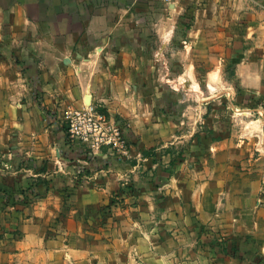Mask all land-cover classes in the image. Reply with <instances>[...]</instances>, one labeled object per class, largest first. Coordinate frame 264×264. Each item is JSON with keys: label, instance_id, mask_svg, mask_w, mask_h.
<instances>
[{"label": "crops", "instance_id": "0c3cea01", "mask_svg": "<svg viewBox=\"0 0 264 264\" xmlns=\"http://www.w3.org/2000/svg\"><path fill=\"white\" fill-rule=\"evenodd\" d=\"M167 12L190 18L169 24ZM0 26L1 191L17 225L0 233V264H264V109L237 110L224 133L206 124L210 101L203 132L177 135L183 120L157 109L167 90L154 76L178 43H202L205 77L234 80L224 104L264 98V0H0ZM192 68L178 78L186 93L199 89ZM84 105L119 125L132 156L153 150L146 167L69 141L67 116ZM190 137L182 174L186 159L160 151Z\"/></svg>", "mask_w": 264, "mask_h": 264}, {"label": "rangeland", "instance_id": "374dc122", "mask_svg": "<svg viewBox=\"0 0 264 264\" xmlns=\"http://www.w3.org/2000/svg\"><path fill=\"white\" fill-rule=\"evenodd\" d=\"M164 17H168L169 19V20H166L164 18L165 21H167L169 24H173L175 22H178L180 18L184 20H188L190 18V14L184 16L178 13L169 14L167 12V16L164 15ZM7 32L8 31H6L4 28L0 26V36L2 35V36L9 37V33ZM243 35H244V31H243ZM179 39L180 38L178 37V40ZM239 45L240 44L238 42L237 46ZM242 45H241L242 50H245L246 45H244V41ZM228 48H229V53L231 54L235 53L236 49H234L232 46ZM209 52L210 50L207 47H204L202 43H200L198 45H195V47L190 49L189 53L186 54V51L183 45L181 43H178V46H175L173 53L170 52L166 55L167 61L163 63L164 67H163L162 72H160V76L158 74V69H156L154 72L156 81H158L162 85V87L167 90V93H165L164 95H161L165 99H163V101L157 105V109L161 108L162 112L165 114L164 115L161 113V115H163V118L166 120H172L173 122L177 121V119L183 120V124H181V127L177 129L179 130L177 131V135L181 134V135L186 136L190 134L192 136L193 134H195V132H198V131L203 132L201 131L202 127H200L202 124L199 125L198 123H200L203 120V114H205V105L206 103L210 101H214L215 104L217 105L213 106L215 109L214 111H211L210 113L211 117L209 119V122H207L206 124L213 125L216 128L218 127V129L223 130L224 133H227L226 131H230L232 133V129L234 125L233 120L236 117L241 118L238 114L239 111L237 110H244V107H249V106L254 107L256 102L258 105H260L262 109H264V98L258 99V100L253 99V101H249V99H251L252 97L246 98L245 95H243L242 98H240L241 96L239 97L232 96V98L228 97L226 98V101L224 104V101L221 99L222 95H220V93L230 92L228 90L229 88L234 87L233 86L234 80L232 78H229L230 76L226 74H224L222 78L218 72L215 74H212L209 80L207 79V77H205V69L208 66L207 64L212 65L211 63L206 62V60L208 59L207 53ZM212 53L216 56L219 55L218 54L219 52L216 50H214ZM220 53L224 54V51L223 52L220 51ZM187 65L194 67L192 68L193 77H194L193 79H194V82H196L199 85V89H197L196 92L190 91V93H186L185 86L180 84V80L178 81V78L180 77V75H182V73H184V69L186 68ZM226 66H227V69L229 68V70H232V65L227 64ZM223 70H225V67L223 68ZM189 78L190 80H192L191 73H190ZM167 80H170V81L168 82ZM183 81L184 79H182L181 82ZM208 81L212 82L213 86L215 85V86L220 87L219 90L217 91L219 93H215V92L209 93V91H207L206 84L208 83ZM194 87L197 88V86L192 82L191 88H194ZM174 88H176L178 94L177 95L172 94L173 95L172 97L171 93L169 92H171V90H175ZM166 98H167V101L170 99H171V102L173 101V105L169 106V111H166V108H165ZM236 98L238 99V101H236ZM227 104H228L227 107H229V109H227L226 111H221L217 109ZM244 120L250 121L251 118L247 115ZM65 126H66V123H65ZM256 126L261 127L262 122L261 121L258 122ZM255 130L256 132H259V128H256ZM165 144L167 145L165 146L164 149H161L160 151L161 154L166 151L168 153H172L176 162L180 158L183 160L186 159V162L184 163L185 165L182 167L183 168L182 174H186L187 166L188 164H190L192 153L198 152L197 151L198 144L195 143V141H193L191 137L190 139H184V142L179 143V144L177 142L174 143V138H172ZM83 146L89 152V153L87 152L88 157H92L95 155L91 150H89V148L86 145H83ZM126 146L128 148V155L121 156L122 158H117L114 153L109 152L110 155L114 158L115 160L114 162L127 163L129 165L133 164L135 166H138V168H140L142 167L143 162L145 161L143 160L145 157H150V155H154L153 150L152 151L149 150V151L143 152V154H141L140 156H138V154L132 156L131 145L127 140H126ZM104 149L108 151V149L104 147L101 150H99V152L103 151ZM139 157L140 159H138ZM160 160L161 162L166 163L167 156H165V159L160 158ZM3 162H4V165H6L8 162L10 163V160L0 159V163H3ZM146 165L147 164H145L144 162V167H146ZM0 168H2L1 165H0ZM106 170L107 169L104 168V165L101 168H99L100 173L101 172L106 173ZM77 176H78V172H77ZM79 176H81L82 178L83 176H86V177L92 176L93 181L91 182H95V180L97 179L96 174L94 173L86 174L85 171L83 172V175H79ZM2 181L3 180L0 177V233H2L3 235V232L14 231V226L16 227L17 225L15 223L16 208L13 209L10 206L11 205L10 199L12 198L11 194H7L1 191V188L3 186ZM121 193H123V191ZM7 243H10V242H7ZM7 243L4 241L1 242L3 246H8L9 244L7 245Z\"/></svg>", "mask_w": 264, "mask_h": 264}, {"label": "built area", "instance_id": "2783aa9c", "mask_svg": "<svg viewBox=\"0 0 264 264\" xmlns=\"http://www.w3.org/2000/svg\"><path fill=\"white\" fill-rule=\"evenodd\" d=\"M66 136L69 141L86 145L94 154L105 147L117 158L128 155L126 140L119 125L92 105H84L81 109L69 112ZM83 172L78 170V175H83ZM83 180L89 183L93 177L83 176Z\"/></svg>", "mask_w": 264, "mask_h": 264}, {"label": "bare ground", "instance_id": "6f19581e", "mask_svg": "<svg viewBox=\"0 0 264 264\" xmlns=\"http://www.w3.org/2000/svg\"><path fill=\"white\" fill-rule=\"evenodd\" d=\"M193 86H194V85H193ZM194 88H195V87H194ZM251 128H252V127H251ZM258 128H259V130L261 129V127H260V126H259Z\"/></svg>", "mask_w": 264, "mask_h": 264}]
</instances>
